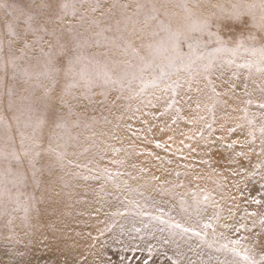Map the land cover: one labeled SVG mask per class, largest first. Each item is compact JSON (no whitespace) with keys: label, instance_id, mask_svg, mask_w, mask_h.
<instances>
[{"label":"rangeland","instance_id":"obj_1","mask_svg":"<svg viewBox=\"0 0 264 264\" xmlns=\"http://www.w3.org/2000/svg\"><path fill=\"white\" fill-rule=\"evenodd\" d=\"M74 2L75 12L72 9L61 12L60 18L54 21V26H58V34L61 31L63 33L61 42L66 45L67 55H72L76 51L75 40L80 38L77 32L84 33V29L88 27L87 24L81 27L78 20L79 13L84 11L81 4H87L90 0ZM112 2L113 0H101L103 7ZM117 2L129 3L133 8L135 6L133 0ZM140 2L156 3L158 7L162 3H167V11L175 13V16L170 18L162 15L161 18L166 22L171 19L174 28L180 27L183 30L209 12L219 14L213 5H222L226 15L232 10L233 4L259 3V0H199L201 7L192 8L193 15L189 19H184L182 10L175 6L181 0ZM192 2L193 0H189L190 8ZM118 18L117 13L109 23H114ZM242 21L243 23L236 24L222 21L219 30L215 26L211 29L214 33L212 37L206 33L200 34L202 41L200 50L214 57L208 78L217 92L227 94L224 98L228 100V106L217 108L214 114L199 112L209 123L216 121L212 123L211 129L203 128L202 122H188L198 111L195 103L189 101V97L196 98L198 94L194 91L189 92L186 84L175 97L177 103L172 109L165 107V101L170 93L157 89L149 88L144 96L128 99L130 93L127 88L121 92L119 84L106 82L99 74L108 71L115 78L124 71L131 73L133 69H127L123 64V60L129 58L113 53L103 46V42L100 45L94 41L90 42L81 50L85 59L77 66V70L83 68L90 79L82 80L74 89L75 99L66 97L72 109V115L66 116V128H55L52 118L48 117V123L36 132L41 149L52 147L57 151L63 150L64 141H58L56 137L64 136L67 139L68 156L64 161L65 167L61 168L59 164L54 163L52 153L42 152V159L36 165L41 171L35 177L30 169L28 157L24 155L29 141L24 140L22 146L21 134L24 136L32 134V128H25L24 121L28 115L35 117L39 112L30 113L27 105L39 96L43 89L38 86L34 76L28 78L19 72L14 74L11 68L0 71V78L3 79V83L0 84V115L7 121V126L0 125V184L13 194L19 188V191L36 197L27 221L24 220L25 213L22 208L12 211L16 204L9 201L7 196L2 198L10 215L0 214V264H189L190 261L191 264H233L234 261L238 264H248L242 259L243 248L240 249L241 256H236L231 251H218V244L209 248L202 237L192 233L181 235L179 229L153 219L160 216L163 221L193 225L197 220L201 224L205 222L208 216L213 214L211 207H208L206 213L200 217L192 214L191 220L188 219V214L192 213L195 200H202L201 189L215 188L213 181L217 176L213 169L228 178L229 189L235 197V200L228 201L226 206L236 213L228 223L235 224L239 221L251 227V219H241L245 213H264V167L254 168L264 158L250 154L246 158L236 157L238 164L230 165L222 158L231 154L230 150L226 149L227 143L244 138L241 129H236L234 134L222 132V123L225 128L235 127V120H226L225 113L235 118L242 115L240 110L244 107H249L250 112L257 111L254 106L245 105L244 101L249 97L245 96L244 92L246 88L251 91L253 82L259 83L261 79L259 65L253 63L251 67L248 66V62L257 60L258 56L254 57L246 52L233 56L231 53L217 54L214 51L217 47L216 33L228 41L235 40L241 33L246 35L248 32H255L258 36L262 35L251 27L250 16L242 17ZM225 24L228 26H224ZM69 26L77 31L68 32ZM91 34L89 31L88 35ZM133 39L135 45L140 47L141 44H147L151 38L146 36L143 40L135 37ZM180 50L187 54L189 52L187 43H183ZM34 54L39 56V50H34ZM141 54L143 55L144 51H141ZM32 57L33 52H29L25 60L20 62L21 67L27 66L30 72L40 71L34 66L35 59ZM64 63L67 65L66 57ZM179 75L182 82L188 76L183 70ZM175 78L174 75L173 79ZM47 83L48 81L44 79L39 81L42 85ZM138 83L135 82L132 88L135 89ZM63 85L64 80L61 78L60 87ZM200 86H204L203 82ZM9 88L13 91L11 110L8 109ZM17 109L24 114L21 115V111ZM177 109L179 118L176 116ZM57 112L63 116L67 109L58 107ZM13 115L20 116L19 123L12 119ZM198 129L202 130L205 139L197 135ZM113 135L115 139H112ZM217 138L221 140L217 142ZM93 139L100 145L99 148L91 147ZM156 141L165 147L157 148ZM185 145H191L196 151L190 152ZM258 145L259 140L256 152L260 150ZM85 147L90 148V151L79 155ZM114 148L121 149L115 157L112 154ZM236 151H240L239 144L236 145ZM182 155L187 159H181ZM157 156L163 159L157 160ZM114 158L123 159L125 163L123 165L109 163ZM68 159L81 165H88L92 171L89 172L88 168L84 167L77 168L75 163L68 165ZM168 160H172V163L168 164ZM202 160L208 162L201 163ZM97 165L125 175L117 176L114 181L96 179ZM239 165H243V169ZM141 168L146 171L141 172ZM8 169L12 171L9 172ZM232 169L240 171L243 179L241 176H231ZM17 172L25 174L24 186L13 187L12 181L16 178ZM176 172H180L181 175L176 177ZM153 176L160 179L153 180ZM237 180H240L239 188L231 187ZM124 181H127V185L123 183ZM181 182L184 187H172L173 184ZM102 185L104 191L100 192ZM160 188L171 191L162 193ZM254 199L260 203H252ZM182 208H187L188 212L182 211ZM224 215H228L227 210ZM9 220H12L11 224L8 223ZM207 231L208 239L211 240L212 229ZM216 231L217 234L223 231L225 236L230 238L247 235L244 230L234 233L218 226ZM260 231L257 225L254 232ZM224 242L226 241H220ZM262 256L264 249L257 244L251 259L256 260L257 264H264L261 261Z\"/></svg>","mask_w":264,"mask_h":264},{"label":"snow or ice","instance_id":"obj_2","mask_svg":"<svg viewBox=\"0 0 264 264\" xmlns=\"http://www.w3.org/2000/svg\"><path fill=\"white\" fill-rule=\"evenodd\" d=\"M135 6L132 7L129 3L120 4L117 0H113L107 7H103L101 0H90L87 4H81L83 12L79 13L78 23L83 27L84 33L77 32L79 39L75 40V50L72 55L66 54V45L61 42L62 31L58 34V26H54V21L59 19L61 12H67L69 9L76 11L74 0H0V71L11 68L21 75L36 78L38 86L42 87V92L39 96L31 100L27 105V110L31 112H39V115H28L24 121V127L32 128V134L28 136L22 135L21 144L23 146L24 140L29 141V146L25 149L24 155L28 157V163L33 176L41 171L36 167L40 159H42V152L52 153L54 156V163L59 164L61 168L65 167L64 161L68 156L66 151L68 144L64 136H57L56 139L63 140V150L57 151L49 147L48 149H41L40 139L36 135L37 130L42 129L48 123V117L52 118L55 128H66V116L72 115V109L66 97L75 99L73 95L74 89L80 85L82 80L90 79L89 74L83 68L77 70V66L85 59L82 49L85 48L90 42L94 41L97 45L103 42V46L111 50L113 53H118L121 56L128 57L129 59L123 60V64L127 69H133L131 73L128 71L121 72L115 78L108 71H104L102 75L106 82L119 84L120 90L123 92L125 88L129 91L128 99L140 98L145 95L149 88L160 90L161 92H169V98L165 101V107L172 109L175 107L177 101L175 97L179 95L187 85L189 92L194 91L197 97H189V101L195 103L197 114L189 119V123L202 122L203 128L211 129L213 120L209 123L204 115L199 112L215 113L217 108L227 107L228 100L224 97L227 95L217 92L215 86L212 85L208 78V74L213 66V56H209L200 50L201 35L206 33L212 37L214 33L211 31L213 26L217 30L221 27L222 21H228L232 24L243 23L242 17L250 16L252 19L251 27L255 28L257 32L262 35L258 36L255 32H248L246 35L241 33L233 41L222 39L216 33L217 47L215 53H231L233 56L240 53H250L252 56H258L255 61H249L248 66L251 67L253 63L258 64V71L260 72L261 79L259 83L253 82L252 90L245 89L244 95L249 97L244 101L247 106H254L257 111L250 112L249 107H244L240 111L241 116L232 118L227 112L225 113L226 120H235V127H227L221 124L222 132L226 134H234L236 129H241L244 132L243 140H231L226 144V149L230 150L231 154L227 157H222L230 164H238L236 157H248L250 154H255L258 157L264 158V0H259V3L251 4H233L232 10L226 15L222 5H213L218 9L217 12H209L207 15L201 16L195 23L188 26L186 29L180 27L174 28L171 19L167 22L161 18L174 17L175 13L167 11L168 4L162 3L159 7L156 3L146 4L140 0H133ZM180 8L184 13V19H189L192 15V8H200L199 0H193L191 8L189 7V0H181L175 5ZM131 9V11H130ZM161 9H164L162 12ZM257 11L259 16L257 17ZM99 13V16H97ZM115 19L114 23H109ZM106 25V26H105ZM224 26H228L225 24ZM68 32H76L77 30L71 26L67 28ZM91 31V35H88ZM151 39L147 44H141L140 47L135 45L134 37L143 40L144 37ZM209 43L211 41H208ZM187 43L189 52L184 54L181 52V46ZM45 48L47 50H45ZM39 50L40 55L36 56L34 50ZM144 51V54H141ZM33 52L32 59H35V67L40 71L30 72L27 66L21 67L20 62L24 61L27 54ZM199 53V54H197ZM64 57L67 58V65L64 63ZM60 58V59H58ZM135 61L136 63H133ZM116 63V61H113ZM183 70L188 74L187 79L183 82L180 79V72ZM61 73L63 76L61 77ZM175 75V79L173 76ZM61 78L64 80V85L60 87ZM41 79L47 80V85L39 84ZM126 81V83H125ZM139 82L135 89L132 85ZM203 82L204 86L201 87L200 83ZM3 79L0 78V84ZM7 95L8 109L13 107V91L8 89ZM255 97V98H254ZM122 97H117L121 99ZM157 99H159L157 97ZM151 103V101H149ZM58 107L66 108L65 115H59L57 112ZM17 111H21L17 109ZM235 111V109H233ZM24 113L21 111V115ZM176 116L179 118V109L176 110ZM13 120L17 123L20 122V116L13 115ZM175 122V121H173ZM0 125L7 126V121L4 116L0 115ZM259 133V135H257ZM197 135L201 139H205L202 130H197ZM95 137V133H93ZM10 138V137H9ZM116 137L113 135L112 139ZM226 138V137H225ZM171 139V138H170ZM187 139H194V137H187ZM221 138H217L219 142ZM257 140H259V152H256ZM183 144V141L180 142ZM103 144V141H101ZM239 144L240 151H236V145ZM157 148H164V144L159 141L155 142ZM59 147V145H58ZM91 147L99 148L100 145L93 139ZM190 152H195L196 148L191 145H185ZM106 150V149H105ZM167 150V149H166ZM90 148L85 147L82 153L86 154ZM121 149H113L112 154L115 157ZM179 151V149H177ZM141 155L143 153H137ZM74 155H77L74 153ZM151 155V153H149ZM15 156V153H13ZM18 159V158H17ZM157 160H162V157L157 156ZM181 159H187L186 156H181ZM208 161H201L207 163ZM75 162L71 159L67 160L68 165H73ZM92 161H89L91 164ZM109 163L115 165H123V159H111ZM168 164L172 160L167 161ZM50 167V165H46ZM75 167L88 168V165H81L75 163ZM135 167V165H133ZM191 167V165H185ZM243 169V165H239ZM264 167V159L261 163L254 166V168ZM89 172L92 171L88 168ZM11 172V169H8ZM96 179L103 178L105 181H114L117 176L125 175V173L112 172L107 167L95 168ZM141 172L146 169L141 168ZM246 171V170H245ZM217 179L213 181L215 188L212 190L201 189L203 198L196 199L192 207V213L188 214V219H192V214L200 217L206 213L208 207L213 209V214L208 216L207 220L201 224L199 220L193 224H182L178 221H163L162 217H153L155 220H160L162 223H168L171 228L179 229L180 234L192 233L197 237H202L203 242L209 248L216 246L218 251L225 250L231 251L236 256H241L240 249H244L242 259L247 261L248 264H257V261L251 259L254 248L260 244L264 249V213L258 214L256 212L245 213L241 219H251V227L247 224L237 221L235 224L228 223L236 215L227 203L230 200H235L232 196L228 186V178L220 173H216ZM231 176H243L240 171L232 169ZM130 175V174H128ZM176 177L181 175L180 172L175 173ZM187 175V173H185ZM87 179V177H85ZM135 179L136 177H132ZM200 178V177H194ZM153 180H159V177L153 176ZM169 183L168 181H165ZM127 185V181L123 182ZM240 180L231 184L233 188H239ZM13 187L25 185V174L17 172L16 178L12 181ZM173 188L184 187L183 183H175ZM103 185L100 192H103ZM162 193L169 192L171 189L160 188ZM215 193V195L213 194ZM7 196L8 200L16 204V208L12 211L22 208L25 215L24 220L29 219V212L33 208L36 201L35 195L25 194L17 189L16 193H12L8 188L0 184V214L10 215L7 204L3 202V197ZM23 197V199H21ZM252 203L259 204V200H253ZM227 210L228 215L225 216L224 212ZM182 211L188 212L187 208H182ZM9 224L12 220L8 221ZM215 225V226H214ZM259 225L260 232H254V229ZM216 226L221 229L229 230L234 233H239L244 230L247 235L239 236L237 238H230L225 236L221 231L217 234ZM199 229V230H197ZM208 229H212L211 240L208 239ZM226 241L220 243V241ZM246 242V243H242ZM264 262V256L261 257ZM191 264V261L189 262ZM238 264V262H233Z\"/></svg>","mask_w":264,"mask_h":264}]
</instances>
